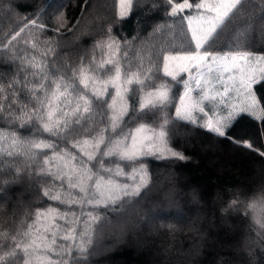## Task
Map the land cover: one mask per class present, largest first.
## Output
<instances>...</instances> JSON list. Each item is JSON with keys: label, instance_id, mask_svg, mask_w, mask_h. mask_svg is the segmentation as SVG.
<instances>
[{"label": "snow or ice", "instance_id": "6c2138e0", "mask_svg": "<svg viewBox=\"0 0 264 264\" xmlns=\"http://www.w3.org/2000/svg\"><path fill=\"white\" fill-rule=\"evenodd\" d=\"M145 2L118 0L119 18ZM162 3L165 19L149 35L164 33L169 39L147 56L131 57L136 37L124 38L122 45L108 27L88 58L71 64L48 63L45 58L55 56L57 46L48 39L42 41L41 59L12 49L0 57L15 65L10 78L0 72L6 81V87L0 83V123L6 125L0 128V176L12 174L9 181L0 179V187L27 178L34 191L69 206L64 212L38 208L32 224L21 221L14 231L0 232V264L86 260L102 219L99 210L123 208L150 184L147 158L186 159L172 147L180 124L225 137L242 115L264 122V105L253 90L264 81V55L247 50L252 25L237 28L221 47V35L243 15L246 0ZM157 7L151 4V10ZM53 19L62 24V13ZM31 24L44 28L36 20ZM237 203L233 199L229 207ZM73 205L85 217L82 226ZM247 207L264 229V190L254 193ZM57 219L67 227L55 225ZM53 252L56 260L49 255Z\"/></svg>", "mask_w": 264, "mask_h": 264}, {"label": "trees", "instance_id": "16d2710c", "mask_svg": "<svg viewBox=\"0 0 264 264\" xmlns=\"http://www.w3.org/2000/svg\"><path fill=\"white\" fill-rule=\"evenodd\" d=\"M153 3L158 5L155 10H151ZM165 10L162 0H146L144 8L134 6L133 13L121 20L118 0H0V57L7 58L12 49L41 59L45 47L42 41L48 39L57 42L56 55L45 58L48 63L67 60L71 64L81 57L87 59L93 43L106 35L108 27L122 45L124 38L132 41L136 37L134 51H129L131 57L147 56L169 39L164 33L149 35L154 25L164 21ZM241 11L243 15L221 35V47L232 40L237 28L251 24L247 50L264 53V0H246ZM57 12L62 13L63 23L59 25L53 19ZM32 20L44 25L43 30L32 25ZM17 32L20 35L13 40ZM33 43L36 48H32ZM14 67L0 62V72L9 78ZM0 83L6 87L3 78ZM254 90L264 105V81L255 84ZM4 127L0 123V128ZM177 131L172 147L186 159L147 158L150 184L123 208L99 210L102 219L95 225L87 258L80 264H264V229L254 223L247 207L253 194L264 190V156L260 155L264 153V122L242 115L225 137L185 124H180ZM245 143H251L252 148ZM157 174L165 180L162 186L157 184ZM11 178V173L0 176L5 181ZM34 188L27 178L0 187V232L14 231L21 221L25 226L32 224L38 208L69 210V206L48 200ZM233 199L238 203L229 207ZM141 200L131 220H120L128 206L134 208ZM156 204L161 215L151 218L147 212ZM172 206L175 213H162ZM71 211L80 217L82 226L85 217L78 207L71 206ZM109 220L115 221L111 232ZM54 223L67 227L63 220ZM57 242L62 243L59 239ZM99 243L103 248L96 256ZM49 255L57 259L54 252Z\"/></svg>", "mask_w": 264, "mask_h": 264}, {"label": "rangeland", "instance_id": "374dc122", "mask_svg": "<svg viewBox=\"0 0 264 264\" xmlns=\"http://www.w3.org/2000/svg\"><path fill=\"white\" fill-rule=\"evenodd\" d=\"M119 10V9H118ZM254 54H256V55H264V53H254ZM253 90H254V86H253ZM255 91V90H254ZM257 98H258V96H257ZM192 132H190V131H188L187 132V134H191ZM158 176H156V181H157V184H160L161 186L165 183V180H161V179H159V177L160 176H162V175H160L159 176V174H157ZM162 178V177H161ZM28 184V186H30L29 185V182L27 183ZM141 203H143V201L141 200L140 202H139V204H135V206H134V208L132 207V208H130V206H128L121 214H120V220L121 219H123L124 221H129V220H131L132 218L131 217H134V215H136V212H137V210H138V207H140L142 204ZM161 206V205H160ZM159 205L158 204H156V208H151V210L150 211H148L147 212V214H148V216L149 217H151V218H153L154 216L155 217H158V216H160L161 214L159 213ZM173 209H175V208H173V206H172V208H170V207H167V208H165V210L162 212V213H166V211H168V210H170V212L171 213H175V211L173 210ZM142 214V213H141ZM162 216H164V215H162ZM108 228H109V230H108V232H111V230L113 229V228H115V221H108ZM105 237L104 238H107V234L106 235H104ZM102 245L103 244H101V243H99L98 245H97V248H96V250H95V255L97 256L98 254H100L102 251Z\"/></svg>", "mask_w": 264, "mask_h": 264}]
</instances>
